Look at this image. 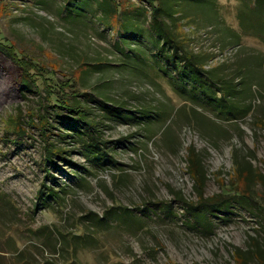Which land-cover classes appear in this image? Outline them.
<instances>
[{
	"label": "rangeland",
	"instance_id": "obj_1",
	"mask_svg": "<svg viewBox=\"0 0 264 264\" xmlns=\"http://www.w3.org/2000/svg\"><path fill=\"white\" fill-rule=\"evenodd\" d=\"M117 1L0 0V40L28 61L35 79L30 90L22 87L21 66L0 51V264H237L235 246L247 249L253 237L263 241L258 204H264V183H249L253 203L247 205L236 194L244 181L234 169L239 157L264 172V86L252 84L253 93L241 98L252 110L233 120L219 118L198 89L185 100L179 66L154 54L163 45L171 52L150 28L149 2ZM219 3L224 24L239 29L238 0ZM195 20H181L180 32L188 48L216 56L206 68L223 63L220 69L235 75L248 54L264 57L259 37L244 35L227 46L222 28ZM49 89L81 92L78 100L97 121L94 140L105 146V157L85 134L62 128L64 139L52 133L64 120L54 114ZM42 114L48 135L39 124ZM136 115L141 118L133 120ZM21 129L23 135L14 132ZM49 143L68 149L78 166L57 159L63 170L53 173L68 192L60 204L50 198L43 206L38 191L51 167ZM190 146L206 168V197L230 201L199 221L180 198L195 203L198 196L188 172ZM78 234L84 237L74 238ZM250 263L264 264V256Z\"/></svg>",
	"mask_w": 264,
	"mask_h": 264
},
{
	"label": "trees",
	"instance_id": "obj_2",
	"mask_svg": "<svg viewBox=\"0 0 264 264\" xmlns=\"http://www.w3.org/2000/svg\"><path fill=\"white\" fill-rule=\"evenodd\" d=\"M116 6L119 2L117 0H111ZM150 4V28L155 31V33L163 39V42L170 48L171 54L164 51V45L160 50L154 54H158L160 57L166 60H171L174 64H177L180 69V73L186 77L184 85V95L185 100L193 98L195 90L198 89L203 95L201 96L204 100L212 103L214 110H216V115L224 120H233L244 115H247L252 110V102L244 103L241 100L243 95H249L252 91V84H256L260 87L264 86V57L259 53L248 54L243 65L238 67L234 74L226 73L220 69L223 63H216L209 68H206V64L210 63L216 56L211 55L207 51H195L187 47V41L182 38L180 32V25L184 18L187 19L188 23L197 24L195 17H203L206 21L207 26H213L217 28H222L230 40L227 42L229 45H238L241 43L242 36L252 35L259 37L264 41V0H238L236 16L239 21L240 28L234 29L227 24H224V19L220 12L219 0H146ZM119 5V4H118ZM138 7H135L133 12L138 20V27H141L140 19L137 15ZM115 9V8H114ZM132 13V14H133ZM177 16V17H175ZM192 28V27H191ZM194 30V28H192ZM142 27L140 33L141 35ZM139 40V38H138ZM137 40V41H138ZM139 48L143 51L146 49L141 48L139 41ZM0 51L12 57L16 63H18L22 71L20 70V85L28 90L35 86L34 74L30 73V66L28 61L17 57V52L14 50L11 44L2 42L0 40ZM121 52H126V49H122ZM148 52V51H147ZM124 53V54H125ZM150 55L149 64L153 65L152 60L155 56ZM15 61H13L15 63ZM152 62V63H151ZM31 63V62H29ZM140 63L142 62H134ZM34 69H38L37 65L31 63ZM18 65V66H19ZM44 69V68H43ZM139 69V67H137ZM39 70V69H38ZM42 73V72H40ZM43 74V73H42ZM240 75V76H238ZM187 83L192 86L190 91H187ZM51 86L50 84H47ZM49 96L53 97L55 93L56 103L51 106H55L54 114L56 117L64 120L62 123L59 122L60 127L57 133L53 134L59 135L60 138H66L64 129H72L75 133L85 134L87 137L91 138L89 142L92 147H94L97 154L105 157L108 151L105 146L102 147L101 144L94 140L95 126H97V121L90 119L89 113L86 107L80 103L78 96L81 92H76L70 96L66 94L65 91L62 93H57L55 89L48 90ZM253 93V92H252ZM106 107L110 109L111 112H117L120 117L122 115L120 108L114 107L106 103ZM65 110V112H63ZM127 116H125L126 118ZM161 115L155 116V119L160 118ZM39 124L41 125L43 131L51 132L49 127L48 116L42 114ZM124 118V119H125ZM135 118H141L136 115ZM154 119V117H153ZM68 120L69 122H67ZM158 121V119H157ZM33 123V122H32ZM155 123V121L151 122ZM24 125V124H23ZM25 126V125H24ZM67 126V127H66ZM23 129L19 131H14L18 135H23ZM103 142V141H102ZM189 152V163L188 172L191 174L195 181L196 189L198 191L197 201L195 203L188 201L184 197H180L181 200L186 204L187 209L191 212L195 219L199 221L200 218L206 216L215 210L225 209L229 204V199L221 200V195H211V197H206L203 185L207 177L206 168L203 159L199 156V153L190 146ZM45 161L51 167L46 169V179L42 182V185L38 191V205L48 206L49 199L54 198L60 204L59 199L63 198V194L67 193V185H59L58 177L53 173V169H62L60 163L57 159L63 162H67L72 166H78L76 161L70 160L68 157V149L64 147H56L52 143L45 145ZM64 153H67L64 155ZM96 154V158L98 155ZM62 164V163H61ZM235 174L239 176L241 180L244 181L243 189L240 190L237 195L239 198H243L247 205L253 203V196L249 183L251 181H261L264 183V172L258 171L257 168L252 166L250 161H240L239 157L235 158ZM50 180V183H48ZM231 196V195H230ZM229 198V197H227ZM243 203V202H241ZM244 204V203H243ZM257 205V204H256ZM125 212L130 211L127 206L120 205ZM258 209L262 212V237L263 241H260L257 237H253L254 243L250 245L247 249L235 246L233 249V256L237 264H251V257L260 258L264 256V204H258ZM100 222L104 221V215L98 218ZM63 238L65 235L60 232ZM84 235H75L74 238H81ZM84 244L90 243L86 238L81 239ZM89 240L92 239L89 237ZM96 240V239H95ZM71 245V248L75 251V248L71 244V241L67 242ZM91 244V243H90ZM73 264V263H72Z\"/></svg>",
	"mask_w": 264,
	"mask_h": 264
}]
</instances>
